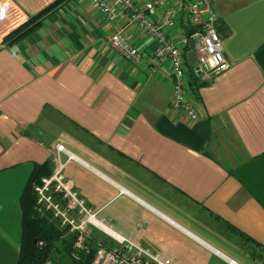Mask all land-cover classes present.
<instances>
[{"label": "crops", "instance_id": "1", "mask_svg": "<svg viewBox=\"0 0 264 264\" xmlns=\"http://www.w3.org/2000/svg\"><path fill=\"white\" fill-rule=\"evenodd\" d=\"M54 1L0 0V43ZM213 4L229 65L187 73L195 121L170 111L168 63L150 70L155 40L124 12L109 20L90 0H63L0 47V264L16 262L19 195L48 158L100 222L86 224L91 246L119 235L171 264H264V0ZM116 28L141 61L109 45Z\"/></svg>", "mask_w": 264, "mask_h": 264}, {"label": "built area", "instance_id": "2", "mask_svg": "<svg viewBox=\"0 0 264 264\" xmlns=\"http://www.w3.org/2000/svg\"><path fill=\"white\" fill-rule=\"evenodd\" d=\"M109 19L113 20L121 13H126L129 20L142 28L155 40L149 68L155 71L163 62L167 61L171 92L169 98L170 111L178 112L189 121H195L198 117L194 101L188 90L187 73L193 76L207 77L212 73H218L228 67L229 62L224 55L223 43L218 31L217 22L219 15L214 7L213 0H90ZM161 8L156 17L151 12ZM181 17L189 21L193 32L194 63L187 67L185 57V45L188 44L189 35L174 38L167 32L172 29ZM109 45L121 56L136 64L143 58L141 49L131 43L120 28L114 29L108 36ZM219 58V59H218ZM58 151L65 150L62 143H56ZM64 162L56 159L51 173L42 178L40 183L34 184L36 202L39 209L48 210L67 225L70 231L75 233L71 254L78 257L80 251L89 253L91 245L88 243L86 224L91 222L100 224L94 217V212L85 206L73 188L71 182L64 179L62 170ZM58 194L64 198L70 206H75L79 212H85L86 216L75 220L69 215L68 208L55 198ZM118 246H108L101 241H96L93 246L91 264H171L159 254L149 252L148 249L132 241L128 237L116 235ZM234 263L233 260H231ZM47 260L45 264H48Z\"/></svg>", "mask_w": 264, "mask_h": 264}, {"label": "trees", "instance_id": "3", "mask_svg": "<svg viewBox=\"0 0 264 264\" xmlns=\"http://www.w3.org/2000/svg\"><path fill=\"white\" fill-rule=\"evenodd\" d=\"M62 1L55 0L41 11L30 16L4 37L0 47L11 45L38 28L45 16ZM189 27L190 25L185 28V33ZM187 49L188 44L185 45V52ZM187 67L190 70L191 65L187 64ZM191 76L193 75L191 74ZM51 171V158L34 163L19 195L21 231L15 264H45L47 260L49 261L48 264H91L93 246L89 253L80 251L77 258L73 257L71 250L75 233L70 231L67 225L61 224L60 220L54 217L50 211L39 209L37 205L34 184L40 183L42 178L48 176ZM244 239L250 241L249 236H245ZM255 245L258 244L255 243ZM262 258L264 259V257Z\"/></svg>", "mask_w": 264, "mask_h": 264}, {"label": "water", "instance_id": "4", "mask_svg": "<svg viewBox=\"0 0 264 264\" xmlns=\"http://www.w3.org/2000/svg\"><path fill=\"white\" fill-rule=\"evenodd\" d=\"M192 32H193L192 28H188L186 30L187 35H189L188 49L185 52V57L188 64L194 63L195 60V53L193 50V38L190 36Z\"/></svg>", "mask_w": 264, "mask_h": 264}, {"label": "clouds", "instance_id": "5", "mask_svg": "<svg viewBox=\"0 0 264 264\" xmlns=\"http://www.w3.org/2000/svg\"><path fill=\"white\" fill-rule=\"evenodd\" d=\"M219 59V58H218Z\"/></svg>", "mask_w": 264, "mask_h": 264}]
</instances>
